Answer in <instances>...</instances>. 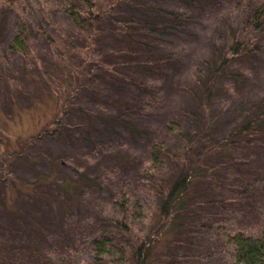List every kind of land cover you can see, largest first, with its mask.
I'll use <instances>...</instances> for the list:
<instances>
[{"label":"rangeland","instance_id":"obj_1","mask_svg":"<svg viewBox=\"0 0 264 264\" xmlns=\"http://www.w3.org/2000/svg\"><path fill=\"white\" fill-rule=\"evenodd\" d=\"M64 1L87 9L79 0H0V264H93L90 241L104 233L131 254L151 238L146 264H235L224 233L264 228V26L247 23L261 0H91V41ZM159 9L188 20L171 21L160 41L143 35L136 57L124 53L115 20L163 19ZM21 21L31 35L24 54L10 48ZM235 39L247 49L205 106L208 77ZM151 45L168 50L150 57ZM64 102L63 127L26 142L51 130ZM253 120L255 129L229 137ZM170 122L177 132H165ZM160 138L171 155L156 183L145 169ZM183 172L189 189L166 216L163 196ZM122 191L124 220L114 206Z\"/></svg>","mask_w":264,"mask_h":264},{"label":"trees","instance_id":"obj_2","mask_svg":"<svg viewBox=\"0 0 264 264\" xmlns=\"http://www.w3.org/2000/svg\"><path fill=\"white\" fill-rule=\"evenodd\" d=\"M27 3H30V0H25ZM87 9L84 10L83 8L79 7L77 4L64 1L63 5V11L68 15V17L71 19L73 24L79 28L84 29L87 28L88 30V39L92 38L93 34L96 32V26L98 24V21L96 19V11H95V5L91 0H79ZM110 16H113L112 12L108 10ZM158 13L160 14V17L163 19H156V20H150L146 23H136L134 25V22L128 21V20H115L116 24V32L126 40V43L130 46L129 50H125L124 53L132 54V57H136L137 52H135V47L138 46L142 40H145L146 38H142L143 35H148L151 40L150 41H160L158 39V36L161 34H165L167 28L170 26L169 23L171 21L175 20H188L186 15L183 13L175 12V11H169L164 9H159ZM115 16H113L114 18ZM168 20V21H167ZM248 27L253 29V31H260L263 29L264 26V0H261L258 5H256L251 10L250 19L247 22ZM45 38L50 42L53 43V37L46 31L41 29L40 31ZM150 34V35H149ZM152 34H158L157 37H153ZM30 33L28 30L27 25L21 21L19 25V30L16 33V35L13 38V41L10 45V48L12 51L20 52L24 54L27 50L28 43L31 41ZM91 41V39H90ZM154 43V42H153ZM152 46V45H151ZM149 47V56L150 57H162L159 52H164V50H156L152 49V47ZM93 47L91 44L90 49ZM156 48V47H154ZM246 46L243 43V41L239 39H235L233 43L230 45L226 55L222 58L218 66L216 67V72L208 77V85L205 91L203 92L204 101L203 104L205 106H208L212 98L217 90V84L216 81L223 76L224 71L230 64V62L237 57L241 56L243 52L246 51ZM257 50H261V47H256ZM85 51V50H84ZM249 51V50H247ZM83 52V50H82ZM81 57H85V61L92 62V55L91 51H86L84 53L80 54ZM163 55V54H162ZM105 57H109L108 54H106ZM84 62V61H83ZM84 70V68H83ZM84 72V71H83ZM85 79L88 78L87 74L84 72ZM119 78H122L119 77ZM142 86V85H139ZM66 109V102L63 103V106L61 109L59 108L57 110V115L54 118L55 120L51 124V130L47 131H40L36 135H32L28 138L26 142L33 141L36 139L43 138V135H55V130L58 128L63 127V123L61 121L62 117L65 114ZM254 122L250 121L243 125H241L239 128H237L234 132H232L229 137H235L238 134H243L247 131L255 129V124L252 125ZM178 127L176 123L170 122L164 127V130L166 133H173L178 131ZM180 133V132H179ZM171 153L168 149L166 141L163 139H157L155 140L151 146L149 147V156H148V164L145 169V174L151 178V179H157L158 175H160L166 165H167V158L170 157ZM1 158V156H0ZM5 167V164L1 162L0 165V172L3 171ZM155 179V180H156ZM192 181V177L189 173L183 172L180 174L176 181L173 184V187L171 189H168L166 191V194L163 196L162 199V212L166 216H170L173 212L174 206L178 204L182 198V195L185 194L188 189L189 185ZM158 181L156 180V183ZM161 188H164V185L160 186ZM11 198V195L9 196ZM181 205V204H180ZM114 206L116 209V212L119 216H121L124 219H126L130 212V205H129V197L126 191H122V194L120 196L119 200H115ZM133 207L137 208V216L136 217H142V205L135 201ZM139 210V211H138ZM117 221L116 225L120 227L121 229L125 230L127 229V225L125 221ZM227 241L229 244L232 245V251L231 256L234 260L235 264H264V228L261 231L259 235H251L247 234L243 231H237L234 233L231 232H225L224 233ZM151 238H141V243L138 246V248L131 254L130 248L126 245H117L114 242L113 237H111L109 234L104 233L100 236H95L91 239L90 245H91V256H92V262L93 264H108L112 262V264H125L128 262L130 264L129 258L131 257V262L133 264H146V260L148 258V250L147 246L148 243L151 242Z\"/></svg>","mask_w":264,"mask_h":264}]
</instances>
